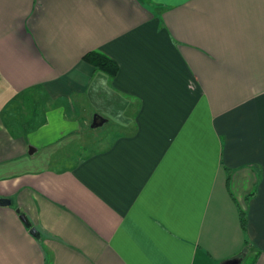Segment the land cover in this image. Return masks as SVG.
<instances>
[{
    "label": "crops",
    "instance_id": "0c3cea01",
    "mask_svg": "<svg viewBox=\"0 0 264 264\" xmlns=\"http://www.w3.org/2000/svg\"><path fill=\"white\" fill-rule=\"evenodd\" d=\"M27 93L119 135L54 154L73 123L16 133ZM0 198V264H264V0H0Z\"/></svg>",
    "mask_w": 264,
    "mask_h": 264
},
{
    "label": "rangeland",
    "instance_id": "374dc122",
    "mask_svg": "<svg viewBox=\"0 0 264 264\" xmlns=\"http://www.w3.org/2000/svg\"><path fill=\"white\" fill-rule=\"evenodd\" d=\"M22 104L24 107L21 106ZM16 106L17 107H9L7 110V113L12 112V115L19 110L22 115V117L18 118H9L10 122H12V128L16 133H27L30 131L29 133L32 134L35 131H38L41 123L45 121V116L49 111H63L64 119L73 123V125L71 124V126H69L70 129L68 131L60 133L63 136L60 141H57L56 137L54 142L51 141L50 145L56 146L53 148V152H55L54 154L59 155L64 148L68 147L69 142L78 137L79 144L83 147L80 150L85 149L81 152L82 155H84L90 146V142H92L91 139H93V141L103 139L102 143L104 145L108 143L107 141L111 139V137L119 135V118H115L113 114L117 111L100 109L97 105L93 104L88 108L81 100H74L72 104L70 101L52 103L39 93H27L23 94L22 99L18 101ZM94 116L97 117V120H95L93 125ZM120 119L125 120L124 117H121ZM96 146L97 144H94L91 147Z\"/></svg>",
    "mask_w": 264,
    "mask_h": 264
},
{
    "label": "trees",
    "instance_id": "16d2710c",
    "mask_svg": "<svg viewBox=\"0 0 264 264\" xmlns=\"http://www.w3.org/2000/svg\"><path fill=\"white\" fill-rule=\"evenodd\" d=\"M83 61L90 64L93 68L98 71H103L109 76H114L117 72V66L105 57L101 52L91 51L83 56ZM241 226H245V214L241 211L239 213ZM248 247L246 246L244 250L246 251Z\"/></svg>",
    "mask_w": 264,
    "mask_h": 264
},
{
    "label": "water",
    "instance_id": "95a60500",
    "mask_svg": "<svg viewBox=\"0 0 264 264\" xmlns=\"http://www.w3.org/2000/svg\"><path fill=\"white\" fill-rule=\"evenodd\" d=\"M95 120L96 119L93 118V125L95 123ZM30 154H31V152H30ZM9 205H10V200L5 199V198H0V206L1 207H6V206H9ZM16 211H17V213H19L18 210H16ZM19 218L25 225L28 226L27 220H26V218H25V216L23 214L19 213ZM29 233L32 236H37L38 235L34 228H30L29 229ZM241 262H242V257L237 256L236 258H233V259H230L228 261H225L223 264H241Z\"/></svg>",
    "mask_w": 264,
    "mask_h": 264
},
{
    "label": "flooded vegetation",
    "instance_id": "af4514ba",
    "mask_svg": "<svg viewBox=\"0 0 264 264\" xmlns=\"http://www.w3.org/2000/svg\"><path fill=\"white\" fill-rule=\"evenodd\" d=\"M94 118L97 120V117L96 116H94Z\"/></svg>",
    "mask_w": 264,
    "mask_h": 264
}]
</instances>
